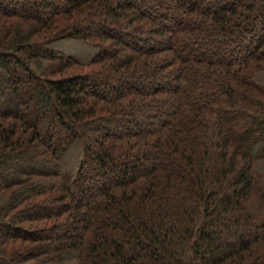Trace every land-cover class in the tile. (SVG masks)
I'll list each match as a JSON object with an SVG mask.
<instances>
[{
  "label": "trees",
  "instance_id": "trees-1",
  "mask_svg": "<svg viewBox=\"0 0 264 264\" xmlns=\"http://www.w3.org/2000/svg\"><path fill=\"white\" fill-rule=\"evenodd\" d=\"M0 264H264V0H0Z\"/></svg>",
  "mask_w": 264,
  "mask_h": 264
}]
</instances>
